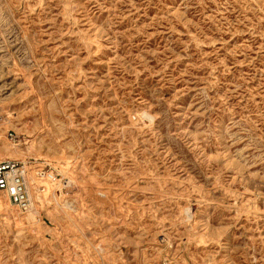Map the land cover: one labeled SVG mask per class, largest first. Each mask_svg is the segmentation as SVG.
I'll use <instances>...</instances> for the list:
<instances>
[{"label":"rangeland","instance_id":"374dc122","mask_svg":"<svg viewBox=\"0 0 264 264\" xmlns=\"http://www.w3.org/2000/svg\"><path fill=\"white\" fill-rule=\"evenodd\" d=\"M6 159L0 264H264V0H0Z\"/></svg>","mask_w":264,"mask_h":264},{"label":"built area","instance_id":"2783aa9c","mask_svg":"<svg viewBox=\"0 0 264 264\" xmlns=\"http://www.w3.org/2000/svg\"><path fill=\"white\" fill-rule=\"evenodd\" d=\"M23 168V163L17 160L0 161V191L9 197L19 211V216L13 223L16 232H24L27 225L25 213L29 204V194Z\"/></svg>","mask_w":264,"mask_h":264},{"label":"bare ground","instance_id":"6f19581e","mask_svg":"<svg viewBox=\"0 0 264 264\" xmlns=\"http://www.w3.org/2000/svg\"><path fill=\"white\" fill-rule=\"evenodd\" d=\"M22 151V150H21ZM25 154L20 152L18 149H14L10 153V158H15V159H22L25 158ZM24 174H25V180H26V186H27V191L29 194V204L27 207V213H32L33 209H35V201L39 200L38 192H39V182L35 179L34 174L32 173V169L29 167L23 168ZM48 179H50V182H55L56 179L53 176H49ZM1 192V191H0ZM0 208L5 209L7 208L6 203L3 200H0ZM36 212V211H35Z\"/></svg>","mask_w":264,"mask_h":264}]
</instances>
